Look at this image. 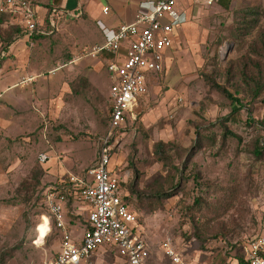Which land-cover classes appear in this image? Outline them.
Here are the masks:
<instances>
[{
  "label": "rangeland",
  "instance_id": "rangeland-1",
  "mask_svg": "<svg viewBox=\"0 0 264 264\" xmlns=\"http://www.w3.org/2000/svg\"><path fill=\"white\" fill-rule=\"evenodd\" d=\"M253 6L264 7V0H215L212 5L186 1L189 21L176 29L180 34L175 50L166 56V70L153 74L149 94L140 102L142 118L124 125L113 142L112 167L119 163L116 176L131 184L138 174L139 189L166 174L154 155L156 142L168 144L175 163L186 162L188 180L163 209L146 213L138 209L136 196L129 198L154 260L160 261L161 243L169 237L191 260L226 264L243 256L262 234L264 151L258 157L254 149L259 141L264 144V92L250 101L240 81H228L226 74L228 65L247 53L256 34L235 42L231 38L235 13ZM89 13V25L99 32L100 40L101 26L119 21L113 11ZM260 25L264 28V17ZM73 34L34 40L33 53L40 58L34 67L37 77L19 76L16 86L3 92L13 80L5 75L8 69L0 72V256L6 255V264H42L56 255L60 234L54 227L43 244L36 240V227L47 215L41 192L58 180L54 167L79 173L94 164L99 139L108 130L112 80L105 66L96 71L89 63L99 64V58L68 64L88 51L76 46ZM21 44L26 50L25 39ZM6 58L0 52V65ZM261 63L264 67V56ZM64 64L68 65L53 72ZM205 75L241 97L245 108L233 115L236 106L212 89ZM225 126L233 136L224 137ZM43 155L48 156L45 162ZM80 206L85 209L83 215L75 217L68 205L66 218L74 236L87 222L89 206ZM45 226L40 225V235H45ZM196 233L219 237H210L204 248ZM115 260L109 251L92 258L93 264H114Z\"/></svg>",
  "mask_w": 264,
  "mask_h": 264
},
{
  "label": "built area",
  "instance_id": "built-area-1",
  "mask_svg": "<svg viewBox=\"0 0 264 264\" xmlns=\"http://www.w3.org/2000/svg\"><path fill=\"white\" fill-rule=\"evenodd\" d=\"M205 1L207 5L215 2ZM177 2H149L136 12L132 22L118 25L105 42L95 44L72 60L107 58L106 68L112 80L110 118L108 130L98 142L97 161L82 175L71 172L61 175L41 192L48 223L60 232V250L55 258L42 264H82L101 249L115 252V256L122 259L121 264H212L187 258L169 237L161 243L160 261L154 260L142 238L143 228L139 218L124 200L122 180L116 176L111 164L115 150L113 142L118 132L124 125L139 119L140 98L147 94L152 75L165 70V52L174 47V30L181 21ZM107 11L105 7L104 12ZM2 14L8 15L11 23L23 29L30 38L31 46L33 35L40 33L45 25L30 0H0ZM46 160L47 155H43L42 161ZM68 196L90 208L88 227L80 242L74 240L66 223ZM40 223L36 227L37 238ZM51 225L45 237L50 233ZM228 264H264V227L262 234L248 245L242 261H229Z\"/></svg>",
  "mask_w": 264,
  "mask_h": 264
},
{
  "label": "crops",
  "instance_id": "crops-1",
  "mask_svg": "<svg viewBox=\"0 0 264 264\" xmlns=\"http://www.w3.org/2000/svg\"><path fill=\"white\" fill-rule=\"evenodd\" d=\"M155 1L156 0H30L33 8L35 9L36 14L39 17H41V19H43L45 21V25L43 26V28L41 29V32L39 33L40 36L37 37L38 40L44 39L45 36H51V37L55 38V40H58V38H60L59 36H61V35L68 37L69 33H74L71 36L72 37L71 39L77 43L76 46L87 47L88 50L92 46H94L95 44H101V43L105 42V40L113 33V31H115V29L118 27V25H120L122 23L132 22L137 11H139L142 7L145 8L149 2H155ZM186 1L191 2L193 0H178V2H177V9L181 15V21L178 23V25L176 26V28L174 30V47L165 52V59H166L167 54L171 50H173V51L175 50V43L178 40V35L180 34V32H179V34L176 33V29L178 28V26L182 22L187 24V22L189 21V19H188L189 15H188L187 11L185 10V2ZM90 3H91V5L88 6V4H90ZM204 3L206 4L205 0H204ZM105 7L108 8V11L106 13L113 11L114 15L119 19V21H118V24H115L112 26H107V25L101 26L102 39L100 40V38L98 36L99 32L97 33L96 31H93L91 26L89 25V21H90V16H89L90 13L89 12L92 11L98 16L104 12ZM51 24H53V26ZM186 24L182 26V30H181L182 33L185 31L184 29H185ZM16 26H19V25L11 23L10 17L8 15H6V14L0 15V28L5 29V30H3V32L0 31V32H2L0 34V52H1V57H3V58L7 57L6 59H3V62H1L2 64L0 65V72L3 73L8 69V72L5 75H7L6 77H10L13 80V81L7 82V84L4 86L5 89L3 90V92H6V89H12L13 87L16 86L15 82L18 80V79H16L17 77L21 76L20 78H22V77L24 78V76L29 77V76L35 74L36 72L34 71L35 70L34 67L38 64V61L40 59L39 57H37L35 55V53H33V48L36 45V42H34V40H33L34 43L31 46L30 45V38L28 36H26L25 34L23 35L22 38L17 39L16 41L12 42V44L9 46L7 51L2 50L4 40H8V37L11 33L10 27H16ZM73 27L75 29H77V33H78L77 35H75L74 29H71ZM23 33H24V31H23ZM65 33H66V35H65ZM23 39H25L27 42V47H26L27 49L26 50L24 49V45L21 44ZM99 59H101V60L99 61V64L95 63L96 65L89 61V63L92 64L93 68H95L96 71H98V69L103 67V66L106 67L107 58H105V60H104V58H99ZM72 63H74V62H72V60L68 62V64H72ZM68 64L58 65L57 67H55L53 69V72L56 73L57 70L64 68ZM165 70H166V68H165ZM107 73H108V71H107ZM162 73H160V74H162ZM32 77H37V75L32 76ZM152 77H154V75ZM152 77H151V79H152ZM151 79H150V81H151ZM150 81L148 83V92L146 95H144L142 98H140V102L142 100H144L149 94ZM109 118H110V116H109ZM141 118H142V115L139 116V119H141ZM118 165H119V163L113 165L115 172H116L115 169ZM88 168L83 169L79 173H74V174L82 175L85 173V171ZM54 169L58 172L57 174L59 177L61 175L68 173V172L72 173V171L66 170L64 168L58 169V167H54ZM120 180H122V179H120ZM123 181H125V180H122L121 182H123ZM80 204L81 203H79V202L73 201V203L71 205H69L72 208H74L73 209V215L75 217L82 216L83 211L85 210L80 206ZM89 210H90V208L87 209V212H89ZM67 213H68V204H66V216H67ZM42 219H43V221L41 220L42 222L40 223V225L42 223H44L47 226V227L46 226L44 227L46 229V232H45V235H46L51 223L49 225L47 215L43 216ZM85 221H87V216H86ZM66 223H67V218H66ZM40 225H39V227H40ZM67 225L69 226V229L71 231V234H72V237L74 238V240L77 242H80L82 237H83L85 229L88 227V222H86L85 227H81L79 225L80 226V232L76 236H74L73 228H71V226L68 223H67ZM51 226L54 227L53 225H51ZM42 227H40V229H39V233H38L39 236L41 234ZM51 230H52V228H51ZM51 230H50V232H51ZM56 230L59 232L58 229H56ZM59 234H60V232H59ZM45 235H44V237H45ZM46 238L47 237L43 238V241H45ZM36 239H37L38 243L41 244L39 241V237L38 238L36 237ZM58 245L59 246H58V249L56 251V254L60 250V240H59ZM104 251L107 252L109 250L101 249L100 251L93 254L88 259H86L82 264H93L92 258L95 255H97L99 252H104ZM55 256L53 258H55ZM161 257H162V254L159 257V259H161ZM53 258L46 257L43 262H45L47 260H51ZM156 261H158V260H156ZM121 262H122V259H120L119 257H116L114 264H121Z\"/></svg>",
  "mask_w": 264,
  "mask_h": 264
},
{
  "label": "trees",
  "instance_id": "trees-1",
  "mask_svg": "<svg viewBox=\"0 0 264 264\" xmlns=\"http://www.w3.org/2000/svg\"><path fill=\"white\" fill-rule=\"evenodd\" d=\"M236 27L231 33V38L235 42H241L246 37L253 34L256 31L254 40L250 43L247 53L242 56L239 60L231 62L227 69V80L238 79L240 83L245 87V91L248 93L250 101L257 100L264 92V67L261 63V58L264 56V28L260 25L261 19L264 17L263 6H253L244 9H239L235 13ZM11 33L8 40H4L2 50L7 51L12 42L23 37V29L19 26L10 27ZM40 34L36 33L33 35V40L39 37ZM222 44L219 41L218 45ZM256 55L258 58L252 57ZM207 84L217 91H219L224 97H226L236 109L232 114H236L238 110L244 109L245 104L243 99L236 96L235 93L227 88L224 84L218 83L214 78L209 75H205ZM249 120V119H248ZM228 135H234L228 127L225 126L224 137ZM168 144L163 141H158L154 144V155L157 161L163 163L164 171L166 174L160 179L155 180L153 183L145 187L144 189L138 188V174L131 184L121 182L122 189L125 190L124 200L129 204V198L136 196L137 207L139 210L146 213H154L157 210H161L164 207V203L167 199L176 196L183 186L187 182L186 162H183L182 166L175 163L174 156L167 149ZM264 151V144L259 141L254 149V153L259 157ZM192 154V153H191ZM191 154L187 157L190 159ZM73 198H67V204L73 203ZM197 202L196 200V205ZM131 209V208H130ZM140 220V219H139ZM196 238L203 244L213 238H218L219 234L213 233L209 236H200L198 233L195 234ZM259 236H256V238ZM190 238V237H189ZM255 238V239H256ZM112 255L115 252L109 250ZM6 255L0 256V264H6ZM243 256H236L232 261H242ZM199 263H205L198 260ZM228 264V263H226Z\"/></svg>",
  "mask_w": 264,
  "mask_h": 264
},
{
  "label": "bare ground",
  "instance_id": "bare-ground-1",
  "mask_svg": "<svg viewBox=\"0 0 264 264\" xmlns=\"http://www.w3.org/2000/svg\"><path fill=\"white\" fill-rule=\"evenodd\" d=\"M40 229V227L38 228V230ZM48 229V228H47ZM43 238H44V236L43 235H40L39 236V241H40V243H42L43 242Z\"/></svg>",
  "mask_w": 264,
  "mask_h": 264
}]
</instances>
